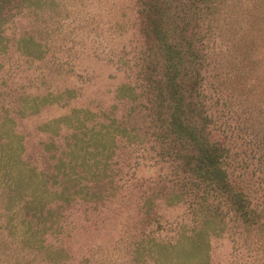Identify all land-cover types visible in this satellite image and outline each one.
I'll return each instance as SVG.
<instances>
[{
    "label": "rangeland",
    "instance_id": "374dc122",
    "mask_svg": "<svg viewBox=\"0 0 264 264\" xmlns=\"http://www.w3.org/2000/svg\"><path fill=\"white\" fill-rule=\"evenodd\" d=\"M35 1L33 9L8 25L11 42L0 56V179L2 174L8 177L4 150L16 153L20 161L9 175L20 177L27 185L24 191L50 201L59 188L43 182L57 172V160L65 165L77 161L94 171L100 154L111 151L114 136L107 126L111 118L125 120L132 105L118 89L131 84L139 93L143 86L139 72L145 40L138 0ZM228 11L205 85L214 121L210 129L212 139L229 149V177L250 199L256 218L246 225L230 212L224 228L209 232L205 256L209 264H264V0H231ZM22 37L39 41L42 58L21 54L14 42ZM215 80L223 82L221 94L211 86ZM45 97L55 101L45 105ZM34 103L41 108L37 114L28 110ZM145 114L136 120L142 131L151 119ZM148 131L142 143L117 139L110 158L116 175L113 183H98L101 199L88 201L79 195L58 208L60 230L47 234L44 242L53 253L59 251L58 264H106L111 259L114 264H137L139 241L153 238L170 247L184 231L189 234L202 226L189 202L168 203L167 198L179 192V186L169 182L175 166L158 157V142ZM50 141L56 142L57 152L46 150ZM6 142H12L11 148ZM75 167L74 173L86 174ZM148 199L154 201L155 222H147ZM7 206L0 201V226L6 224L5 214L13 212ZM3 235L8 238L7 230ZM8 241L5 251L15 260L18 245ZM201 254L188 258L187 264H202ZM21 255L29 264H55L46 253ZM144 264L155 263L147 257Z\"/></svg>",
    "mask_w": 264,
    "mask_h": 264
},
{
    "label": "trees",
    "instance_id": "16d2710c",
    "mask_svg": "<svg viewBox=\"0 0 264 264\" xmlns=\"http://www.w3.org/2000/svg\"><path fill=\"white\" fill-rule=\"evenodd\" d=\"M230 1L138 0L140 31L145 40L139 72L142 89L138 93L131 84H122L118 89L120 97L132 105L125 120L111 118L112 123L107 126L110 128L108 132L114 136L111 151L100 154L102 157L95 160L93 165L94 171L92 166L77 161L65 165L60 159L57 160L59 165H54L57 172L46 175L48 179L43 182V186L59 188L50 201L42 195L24 191L27 185L20 177L9 175L20 157L4 150L5 160L2 164L8 177L2 174L0 179V201H5L7 208H12L8 212H13L5 214L6 224L0 226V264H29L21 252H30L35 256L46 253V258L55 264L60 263L59 251L53 253L52 248L44 244L47 234L60 230L62 216L58 208L71 203L79 195L88 201L101 199L103 195L96 189L98 183L104 179L113 183L116 175L110 168V158L116 150L114 147L117 148V139L142 143L148 129L152 130L158 142V157L175 166V177L169 182L179 186V192L170 195L168 203L174 205L180 200L189 202L193 216L199 218L202 226L189 234L184 231L170 247L153 238L139 241L135 247L134 260L137 264H144L147 257L155 264H187L188 258L199 256L201 252H204L201 254L202 264H209L208 256H205L209 249V232L216 234L224 228V218L230 212L246 225L254 222L256 213L250 199L231 181L226 169L229 149L212 139L210 127L214 121L208 111L210 97L205 91L214 68L212 60H216L214 46L228 18ZM36 3L35 0H0V56L2 52H7L11 42L7 35L10 29L8 25L26 9H33ZM14 46L27 57L42 58L45 54L39 41L32 37H22L19 43L14 42ZM222 85V81L215 80L211 86L221 94ZM71 94L65 98L67 102ZM50 97L44 98L45 105L53 103L54 99L49 100ZM30 106L28 110L36 114L41 109L38 110L36 103ZM33 107L34 110L31 109ZM143 112L151 119L142 131L136 120ZM11 143L6 142V147L11 148ZM46 150L57 152L56 142H48ZM75 166L81 167L86 174L74 173ZM89 177L91 179H87ZM86 180L95 186H89ZM51 202H55V206ZM147 202V222H155L154 201L148 199ZM4 230H7L11 243L18 245V249L14 250L17 256L15 260L5 251L4 247L9 246V241L3 235ZM18 233L21 238L16 242ZM109 261L106 264L115 263L112 259Z\"/></svg>",
    "mask_w": 264,
    "mask_h": 264
}]
</instances>
